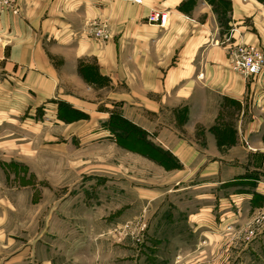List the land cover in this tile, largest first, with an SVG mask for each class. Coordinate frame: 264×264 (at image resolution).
<instances>
[{"label": "crops", "instance_id": "0c3cea01", "mask_svg": "<svg viewBox=\"0 0 264 264\" xmlns=\"http://www.w3.org/2000/svg\"><path fill=\"white\" fill-rule=\"evenodd\" d=\"M17 5V15H0V126L38 112L45 120L39 127L65 131L67 138L112 141L147 166L152 186L156 170L162 188L133 187L136 207L130 212L145 211L149 229L169 231L161 244L177 245L174 258L163 259L153 239L149 261L155 264L176 258L178 264L241 263L255 246L264 251V227L254 222L264 211V68L245 78L229 65L235 44L264 53V0ZM152 11L167 13L164 27L147 22ZM95 25L106 26L109 40L88 34ZM117 120L144 132L173 164L128 151ZM1 166L0 264L131 260L116 236L121 209L108 226L106 214L71 206L70 200L58 204L56 192L26 186L23 173ZM112 228L114 235L106 237Z\"/></svg>", "mask_w": 264, "mask_h": 264}, {"label": "rangeland", "instance_id": "374dc122", "mask_svg": "<svg viewBox=\"0 0 264 264\" xmlns=\"http://www.w3.org/2000/svg\"><path fill=\"white\" fill-rule=\"evenodd\" d=\"M39 114L37 112L36 117H30L35 122L30 121L27 116L18 122H9L0 126V166L4 165L1 167L9 174H17L18 171L23 173L26 186L37 184L48 192H56L58 204L70 200L71 206H85L94 211L95 215L106 214L107 225L114 219L118 221L120 215L115 214L114 211L121 209L122 228L116 230V236L121 239L124 257L131 258L130 261L123 260V264H155L149 261L153 239H156L152 247L157 252V256L163 259L174 258L177 254V248L174 246L177 245L161 244L163 240H167L166 233L169 231H162L161 226L159 232L152 231L153 228L149 229L152 219L142 209H137L139 212L137 215L131 216L130 213L132 208L136 207L131 206L136 193L133 187L155 186L154 188L161 189V178L158 177L160 174L154 171L158 180H155L152 186L151 181L145 179V174L149 172L147 166L138 164L130 155L119 151L111 143L112 141L106 140L99 145L102 139L98 140L96 135H89L95 137L93 140L88 137L67 138L65 131L61 130L57 134L56 129L53 131V128L44 125L39 127V122L45 121ZM65 114L73 115L69 112ZM62 120L67 121V117ZM116 122L121 124L123 130L121 137L124 146L129 148L128 151L137 150L141 155L154 158L153 160L163 161L166 165L173 164L167 153L146 140L144 132L131 127L123 120ZM7 161L22 162L14 166L11 165L12 163L7 164ZM49 201L48 196L43 197L42 204ZM158 207L160 208L158 220L161 221L163 212L161 204ZM132 217L137 218L133 220ZM109 230L106 231L108 238L114 235L113 228ZM263 233L264 230L261 234ZM107 253H110V250ZM251 253L253 254L244 258L243 262L231 261L230 264H264V251H260L259 247L255 246ZM135 257L136 261L133 262ZM176 261L177 258L174 262L171 260L170 263L163 261L156 264H178Z\"/></svg>", "mask_w": 264, "mask_h": 264}, {"label": "built area", "instance_id": "2783aa9c", "mask_svg": "<svg viewBox=\"0 0 264 264\" xmlns=\"http://www.w3.org/2000/svg\"><path fill=\"white\" fill-rule=\"evenodd\" d=\"M134 3H141V0H126ZM11 13L17 15L19 10L16 5V0H0V15L3 13ZM167 13L161 11H152L147 22L164 27L167 24ZM88 34L95 40L106 42L110 38V34L105 25H95ZM228 41V40H227ZM229 65L232 71L240 74L245 78H253L261 73L264 68V53L261 49L254 45L238 43L235 44L229 51ZM254 222L264 227V211L259 213ZM253 234L249 231L246 239H249Z\"/></svg>", "mask_w": 264, "mask_h": 264}, {"label": "trees", "instance_id": "16d2710c", "mask_svg": "<svg viewBox=\"0 0 264 264\" xmlns=\"http://www.w3.org/2000/svg\"><path fill=\"white\" fill-rule=\"evenodd\" d=\"M154 159V158H153ZM156 160V162H158L159 164H164V162L163 161H158L157 159H155Z\"/></svg>", "mask_w": 264, "mask_h": 264}]
</instances>
